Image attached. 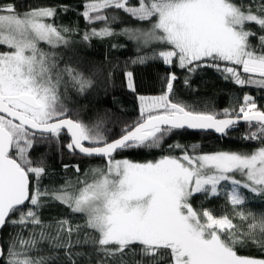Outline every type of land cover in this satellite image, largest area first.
Returning a JSON list of instances; mask_svg holds the SVG:
<instances>
[{
	"label": "snow or ice",
	"instance_id": "1",
	"mask_svg": "<svg viewBox=\"0 0 264 264\" xmlns=\"http://www.w3.org/2000/svg\"><path fill=\"white\" fill-rule=\"evenodd\" d=\"M70 10L65 4L20 12L13 3H0V47L6 49L0 51V230H14L6 246L0 244V264H78L81 257L87 264L93 259L95 264H128L125 257L137 254L141 259L133 264H264V256L238 254L249 244L264 252V210L247 207L252 200L264 204V107L255 97L244 94L220 112L196 110L173 102L178 77L170 71L162 94L139 95L140 118L115 136L104 120L86 122L79 109L68 106L70 93L84 96L97 86V78L110 84L118 70L135 92L128 65L151 61L186 71L188 87L191 75L210 68L236 86L264 90V0H137L135 5L84 0L77 13L87 25L82 32L51 22L58 11ZM117 11L151 26L117 32L112 27ZM77 33L79 40L73 39ZM115 36L135 43L136 55L123 69L107 59L104 66L89 67L75 53L65 59L57 51ZM241 122L249 129L241 139L261 145L251 152L201 153L198 144L173 143L167 150L179 155L143 163L116 158L125 151L161 149L182 130L226 137ZM40 145L105 163L83 172L71 165L74 180L44 186L46 154L35 160L30 155ZM198 194L203 201L222 198V214L194 207ZM49 201L82 215L84 225L68 218L43 220L40 210ZM82 227L89 230L83 236ZM85 245L89 253L76 251Z\"/></svg>",
	"mask_w": 264,
	"mask_h": 264
},
{
	"label": "trees",
	"instance_id": "2",
	"mask_svg": "<svg viewBox=\"0 0 264 264\" xmlns=\"http://www.w3.org/2000/svg\"><path fill=\"white\" fill-rule=\"evenodd\" d=\"M83 2L84 0H0V3L15 4L17 10L20 12L29 8L48 6L59 8L60 5H69L72 10L67 13L58 11L57 16L51 22L56 25L78 26L81 32L87 27L83 17L77 14L79 11H82ZM242 2L247 4L249 0H242ZM131 3L135 5L137 4V0H131ZM114 14L119 17L118 21L112 25L117 32L125 27L148 29L151 26L148 22L138 21L124 14L122 11H117ZM94 26L101 27L102 25L96 24ZM248 27L260 34L256 25L250 24ZM73 39L79 40L80 33L74 35ZM252 43L254 45L257 44L256 39L253 38ZM111 44L124 45V47L113 49L111 48ZM41 47L48 50V47L43 43H41ZM3 50L5 48L0 47V51ZM57 51L65 59L73 56V53H75L81 59L90 62L88 64L89 67L93 65L104 66L107 59L108 61L119 63L120 69L124 68L125 61L134 58L136 55L135 43L129 41L124 36H115L103 41L93 40L90 46L77 44L73 49L61 48ZM127 70L132 71L134 74L135 92L127 88L123 72L118 70L114 73L110 84L106 80H103V78H97V86L84 96L70 93L72 102L68 106L79 109L81 118L86 122H94L97 119L104 120V127L110 129L113 136L119 135L121 128L125 124H132L140 118L138 96H156L162 94L164 87L163 78L171 71L175 72L178 77L174 82L175 95L173 102H183L193 106L196 110L220 112L224 108L235 106L242 100L244 94H249L255 97L259 107H264V90L252 86H245L243 88L236 86L229 81L223 80L219 73L210 68H204L191 75L190 87L184 84V77L188 75L186 71L176 66L169 68V66L164 65L160 61H151L145 65L129 64ZM234 97L239 99L234 100ZM248 131L249 129L245 122H241L226 137L214 133L182 130L169 136L161 149L125 151L120 153L116 158L128 159L134 162H147L154 161L162 155H179V150L171 153L167 150V146L173 143H180L186 146L198 144L200 146L198 152L201 153L216 151L251 152L261 145L258 141L241 139ZM66 142V139L62 136V143ZM42 154H46L47 170L49 172V176L42 180V184L49 187H59L64 184L66 179L74 180L76 174L71 165L78 164L83 172L90 168L103 167L105 163L101 158L70 155L66 149L58 153L55 145L50 148L47 145H40L35 147L30 153L34 160ZM65 164L70 165L67 170L63 167ZM192 202L194 207L203 206L204 208L214 210V214L216 215L222 214L220 209L225 204L222 198L203 201V198L199 194L193 198ZM247 207L254 212L264 210V204L259 200L250 201ZM40 215L47 222L59 218H68L74 225L79 224L83 226L85 223V218L82 215L71 214L66 206L55 201H49L47 206L40 210ZM237 222L234 221V223ZM85 232H89V230L82 227L81 235L83 236ZM9 233L14 234L11 226H7L1 230V244H5L6 246ZM90 234L94 235V233ZM24 235L25 237L27 236L26 231ZM76 251L89 253L91 249L85 245L77 248ZM44 254H48L47 251ZM238 254L254 257L264 256V252H261L260 249L251 244L247 247L238 248ZM140 259L139 254L135 257L131 255L125 257L128 264H133L134 260ZM78 264H87V259L84 257L79 258ZM92 264H95V259H93ZM161 264H165V260H162Z\"/></svg>",
	"mask_w": 264,
	"mask_h": 264
},
{
	"label": "water",
	"instance_id": "3",
	"mask_svg": "<svg viewBox=\"0 0 264 264\" xmlns=\"http://www.w3.org/2000/svg\"><path fill=\"white\" fill-rule=\"evenodd\" d=\"M190 131H195V132H205V131H198V130H190ZM207 133H214V134H217V133H215V132H213V131H206ZM217 135H219V134H217ZM0 232H1V230H0ZM1 237V236H0ZM1 244V243H0Z\"/></svg>",
	"mask_w": 264,
	"mask_h": 264
},
{
	"label": "rangeland",
	"instance_id": "4",
	"mask_svg": "<svg viewBox=\"0 0 264 264\" xmlns=\"http://www.w3.org/2000/svg\"><path fill=\"white\" fill-rule=\"evenodd\" d=\"M150 28V27H149ZM144 29V28H143ZM6 50V49H5ZM134 162V161H133ZM140 163H143V162H140ZM237 178H239V177H237Z\"/></svg>",
	"mask_w": 264,
	"mask_h": 264
}]
</instances>
